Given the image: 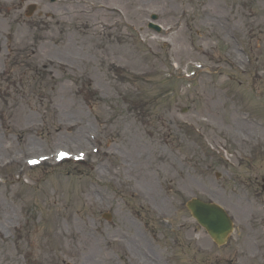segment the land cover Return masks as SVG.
Returning <instances> with one entry per match:
<instances>
[{
	"label": "rangeland",
	"instance_id": "374dc122",
	"mask_svg": "<svg viewBox=\"0 0 264 264\" xmlns=\"http://www.w3.org/2000/svg\"><path fill=\"white\" fill-rule=\"evenodd\" d=\"M5 66L0 264H264V0H0Z\"/></svg>",
	"mask_w": 264,
	"mask_h": 264
},
{
	"label": "water",
	"instance_id": "95a60500",
	"mask_svg": "<svg viewBox=\"0 0 264 264\" xmlns=\"http://www.w3.org/2000/svg\"><path fill=\"white\" fill-rule=\"evenodd\" d=\"M188 207L193 217L208 231L211 238L218 245L223 244L231 229V222L228 217L212 205H203L195 201Z\"/></svg>",
	"mask_w": 264,
	"mask_h": 264
},
{
	"label": "bare ground",
	"instance_id": "6f19581e",
	"mask_svg": "<svg viewBox=\"0 0 264 264\" xmlns=\"http://www.w3.org/2000/svg\"><path fill=\"white\" fill-rule=\"evenodd\" d=\"M82 8V7H81ZM181 29V28H180ZM180 29L178 30V32L180 31ZM177 32V33H178ZM77 137H76V140H82V133L79 131V132H77ZM246 144H249V142H247V141H244ZM260 146H261V144H260ZM141 170V168H137V170ZM136 170V171H137ZM139 170V171H140ZM75 224L76 222H72V224ZM94 230H96V232H97V230L99 231V229H96V228H93V227H91V226H89V225H87V224H85V223H83V227H82V232H86V231H88V232H92V231H94ZM128 230L130 231L131 229L130 228H128ZM135 233L132 235V237H131V239H130V245H132V246H130V247H133V246H136V244H137V239H138V237H139V235L137 234V232L135 231V230H133ZM100 232V231H99ZM101 233V232H100ZM62 238H63V241H64V244L65 245H73V244H75L76 243V241H77V239H78V234L75 232V231H72V232H69V233H66V234H63L62 235ZM69 242V243H68ZM129 251V250H128ZM12 257L13 258H15L13 255H12ZM13 264H19L18 263V261H17V258H15V260L13 261Z\"/></svg>",
	"mask_w": 264,
	"mask_h": 264
}]
</instances>
